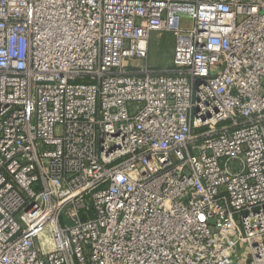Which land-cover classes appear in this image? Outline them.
<instances>
[{
  "label": "built area",
  "instance_id": "built-area-1",
  "mask_svg": "<svg viewBox=\"0 0 264 264\" xmlns=\"http://www.w3.org/2000/svg\"><path fill=\"white\" fill-rule=\"evenodd\" d=\"M0 264H264V0H0Z\"/></svg>",
  "mask_w": 264,
  "mask_h": 264
},
{
  "label": "rangeland",
  "instance_id": "rangeland-1",
  "mask_svg": "<svg viewBox=\"0 0 264 264\" xmlns=\"http://www.w3.org/2000/svg\"><path fill=\"white\" fill-rule=\"evenodd\" d=\"M190 26V21L184 19L181 27L183 29H188ZM174 49V40L169 36H163L153 34L151 42V56L149 63L153 67L161 70L170 67L172 64V55Z\"/></svg>",
  "mask_w": 264,
  "mask_h": 264
}]
</instances>
